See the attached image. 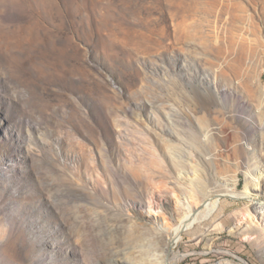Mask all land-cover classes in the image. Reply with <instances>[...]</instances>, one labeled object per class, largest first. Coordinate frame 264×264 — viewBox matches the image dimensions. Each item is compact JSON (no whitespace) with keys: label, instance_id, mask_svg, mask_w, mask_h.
Masks as SVG:
<instances>
[{"label":"rangeland","instance_id":"obj_1","mask_svg":"<svg viewBox=\"0 0 264 264\" xmlns=\"http://www.w3.org/2000/svg\"><path fill=\"white\" fill-rule=\"evenodd\" d=\"M190 190L220 204L177 264H264L225 193L264 201V0H0V264H147L104 222L149 241Z\"/></svg>","mask_w":264,"mask_h":264},{"label":"bare ground","instance_id":"obj_2","mask_svg":"<svg viewBox=\"0 0 264 264\" xmlns=\"http://www.w3.org/2000/svg\"><path fill=\"white\" fill-rule=\"evenodd\" d=\"M177 188H175V192L180 191ZM192 191L190 190L188 209L177 221L172 218V204L170 205L166 198L161 200L157 207L163 212L158 217H154V220H151L150 229L152 231L156 230L158 234L150 236L149 241H147L148 231L141 227L147 221L137 214H134L137 217L136 220L140 221L135 220V224L132 226H128L117 216H114L110 221L104 222V227L105 229L107 228V232L120 244L124 254L129 256L134 255L139 261H146L147 264H177L178 260L184 256L181 250L177 248L183 239V233L189 230L195 223L208 219L214 214L220 204L218 194L214 198H210L209 195L201 198L200 195L203 196V192L199 195L192 193ZM225 193L231 198H245L253 207H258V204L264 206V201L250 197L248 191L242 194H236L232 191ZM110 197L111 199L120 198V194L118 196L111 194ZM132 204L133 208L142 206L140 201H133ZM160 232L163 234L160 235ZM155 252L159 254V258H155Z\"/></svg>","mask_w":264,"mask_h":264}]
</instances>
